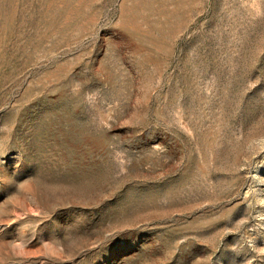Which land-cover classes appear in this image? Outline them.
Instances as JSON below:
<instances>
[{"label":"rangeland","instance_id":"1","mask_svg":"<svg viewBox=\"0 0 264 264\" xmlns=\"http://www.w3.org/2000/svg\"><path fill=\"white\" fill-rule=\"evenodd\" d=\"M0 264H264V0H0Z\"/></svg>","mask_w":264,"mask_h":264}]
</instances>
